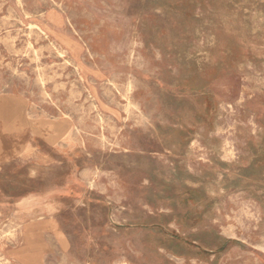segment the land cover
I'll return each instance as SVG.
<instances>
[{
	"label": "rangeland",
	"instance_id": "374dc122",
	"mask_svg": "<svg viewBox=\"0 0 264 264\" xmlns=\"http://www.w3.org/2000/svg\"><path fill=\"white\" fill-rule=\"evenodd\" d=\"M30 227L48 264H264V0H0V264Z\"/></svg>",
	"mask_w": 264,
	"mask_h": 264
},
{
	"label": "crops",
	"instance_id": "0c3cea01",
	"mask_svg": "<svg viewBox=\"0 0 264 264\" xmlns=\"http://www.w3.org/2000/svg\"><path fill=\"white\" fill-rule=\"evenodd\" d=\"M38 231L34 227L26 231L22 247L17 250V259L22 264H48L43 247L44 239Z\"/></svg>",
	"mask_w": 264,
	"mask_h": 264
},
{
	"label": "bare ground",
	"instance_id": "6f19581e",
	"mask_svg": "<svg viewBox=\"0 0 264 264\" xmlns=\"http://www.w3.org/2000/svg\"><path fill=\"white\" fill-rule=\"evenodd\" d=\"M131 164V163H130ZM52 240V239H51ZM71 263V262H70ZM77 264V263H76Z\"/></svg>",
	"mask_w": 264,
	"mask_h": 264
}]
</instances>
